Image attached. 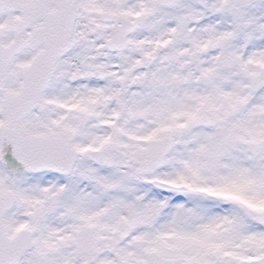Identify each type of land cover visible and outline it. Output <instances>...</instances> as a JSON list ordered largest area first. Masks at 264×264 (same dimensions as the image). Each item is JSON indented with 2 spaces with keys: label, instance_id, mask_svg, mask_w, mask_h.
Instances as JSON below:
<instances>
[{
  "label": "snow or ice",
  "instance_id": "6c2138e0",
  "mask_svg": "<svg viewBox=\"0 0 264 264\" xmlns=\"http://www.w3.org/2000/svg\"><path fill=\"white\" fill-rule=\"evenodd\" d=\"M0 264H264V0H0Z\"/></svg>",
  "mask_w": 264,
  "mask_h": 264
}]
</instances>
